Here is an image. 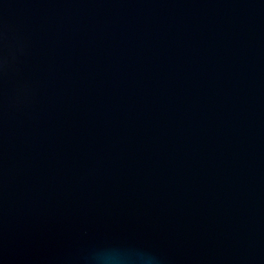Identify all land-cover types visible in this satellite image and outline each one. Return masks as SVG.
Listing matches in <instances>:
<instances>
[{"label":"water","instance_id":"water-1","mask_svg":"<svg viewBox=\"0 0 264 264\" xmlns=\"http://www.w3.org/2000/svg\"><path fill=\"white\" fill-rule=\"evenodd\" d=\"M0 264H264V0H0Z\"/></svg>","mask_w":264,"mask_h":264}]
</instances>
